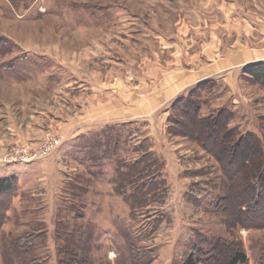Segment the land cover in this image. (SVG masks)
<instances>
[{
	"label": "rangeland",
	"instance_id": "rangeland-1",
	"mask_svg": "<svg viewBox=\"0 0 264 264\" xmlns=\"http://www.w3.org/2000/svg\"><path fill=\"white\" fill-rule=\"evenodd\" d=\"M263 52L264 0H0V180L18 182L12 201L0 195V264H227L224 240L260 264L257 175L236 154L226 175L200 143L170 135L164 92L210 76L200 115L226 109L264 145V85L234 62ZM146 139L162 162L147 183L161 190L162 174L165 196L132 210L118 173Z\"/></svg>",
	"mask_w": 264,
	"mask_h": 264
},
{
	"label": "trees",
	"instance_id": "trees-1",
	"mask_svg": "<svg viewBox=\"0 0 264 264\" xmlns=\"http://www.w3.org/2000/svg\"><path fill=\"white\" fill-rule=\"evenodd\" d=\"M245 73L254 82L264 85V60L246 65ZM210 84H214L213 80L209 79L200 82L187 94L177 97L169 104V111L171 114L169 117L167 131L170 135L178 133L179 135L186 136L200 143L201 146L219 162L221 169L226 175L228 173L226 171L227 163L223 158H231L232 154L239 156L240 168L246 171L250 170L249 174L252 176L253 174L257 175L256 181H254L250 187L251 190L255 192V194L252 195V198L254 199L253 205H255L256 208H259V203H261V200H264L263 141L257 134H242L239 133L237 129L231 128L229 123L232 115L226 109H222L218 113L206 117H202L200 115V110L202 108L201 97L204 90H206ZM212 141L218 142L221 145L222 151H216V149L212 147ZM149 142L150 141L148 139L144 140V144L140 147L142 150V156L130 164H126L124 166V171L118 173L120 185L118 186L117 191H119V193L127 189H131L133 191L130 196L125 194L126 200L129 202L132 210L137 208H147L152 201H154V203L159 202V200L154 199L155 196L160 193L159 191H162V193L159 194L162 199L165 196L163 191H165L166 182L163 180L164 178L162 174H160V178L162 179L161 182L160 180H157V183H159L162 188L161 190L152 189V185L147 183V180L151 178V175L158 171V165H162V162L157 159L153 153L146 149L149 146ZM231 161L232 160L229 161V165H231ZM17 184V178L14 176L1 179L0 195H3L5 200L8 199V201H12ZM228 187L230 194V182ZM226 199L228 200L226 197L221 201L223 209H225L224 211H226V207L224 206L223 201ZM5 205L6 203L4 202L0 204L1 215H4V218L7 209ZM262 215L264 216V211H262ZM4 218H2V220H4ZM243 225L244 224L240 221L236 223V227H243ZM222 245L223 247L231 248L233 251L227 264L249 263L247 253L242 243L224 240L222 241ZM77 261V257L71 256L68 257L66 261H62L61 264H78L79 262ZM25 264L40 263H38L35 259H32L25 262ZM183 264H201V259L195 254H191ZM260 264H264V249L262 250Z\"/></svg>",
	"mask_w": 264,
	"mask_h": 264
},
{
	"label": "crops",
	"instance_id": "crops-1",
	"mask_svg": "<svg viewBox=\"0 0 264 264\" xmlns=\"http://www.w3.org/2000/svg\"><path fill=\"white\" fill-rule=\"evenodd\" d=\"M212 36V35H211ZM221 42V41H220ZM219 42V44H221ZM216 43V42H215ZM205 44V43H204ZM223 44V43H222ZM210 50V49H209ZM245 57H249V55L247 56V55H245ZM244 58V56L243 55H239L238 56V58L236 59L235 58V63H239V65H242L243 63L245 64V65H248V64H252V63H255V62H259V61H263L264 60V52L261 54V55H257L256 54V57L255 58H253V59H243ZM196 76H199V74H193V78H191V79H195V77ZM209 77L210 76H203L200 80H197L196 82H193V83H189L188 84V86L186 85L185 87H183V88H180L179 86H177V87H175V86H170V88L171 89H168L169 90V93H168V90H166L167 88H166V86L164 87V89L166 90L164 93L165 94H167L166 96H170L171 94H173L170 98H169V100L167 101L168 102V105L173 101V100H175L177 97H179L183 92H185V90H187V88L189 89V88H191L192 86H194V85H196V84H198V83H200V81H202V80H205V79H209ZM189 79H190V77H189ZM189 82H192V81H190V80H188ZM194 81V80H193ZM174 87V88H173ZM179 87V88H178ZM176 89V90H175ZM181 89H185V90H183V91H180ZM167 102H165V103H167Z\"/></svg>",
	"mask_w": 264,
	"mask_h": 264
},
{
	"label": "built area",
	"instance_id": "built-area-1",
	"mask_svg": "<svg viewBox=\"0 0 264 264\" xmlns=\"http://www.w3.org/2000/svg\"><path fill=\"white\" fill-rule=\"evenodd\" d=\"M59 143V142H58ZM58 145V144H57ZM35 157H37L36 155H32V156H23L20 158H15L13 159H9L8 161H23V162H27V161H31L33 160Z\"/></svg>",
	"mask_w": 264,
	"mask_h": 264
}]
</instances>
